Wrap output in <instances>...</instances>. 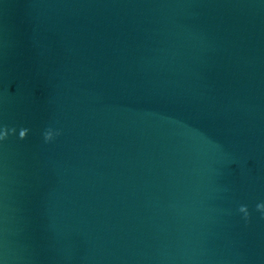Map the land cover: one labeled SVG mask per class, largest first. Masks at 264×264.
<instances>
[{"label":"clouds","instance_id":"clouds-1","mask_svg":"<svg viewBox=\"0 0 264 264\" xmlns=\"http://www.w3.org/2000/svg\"><path fill=\"white\" fill-rule=\"evenodd\" d=\"M28 129L27 128H22L19 131V139H25L27 137L28 134ZM16 133V129L12 128V129H8L6 126L4 127V129L2 131H0V141L6 140L9 136V134H15ZM59 133H54L51 129H48L44 132L43 136H44V140L45 142H50L54 139V135H58ZM256 209L257 211L261 212L262 214V218H264V203H260L256 205ZM239 211L241 213H243L244 215V219L248 220L250 213L248 211V208L246 205H241L239 208Z\"/></svg>","mask_w":264,"mask_h":264}]
</instances>
